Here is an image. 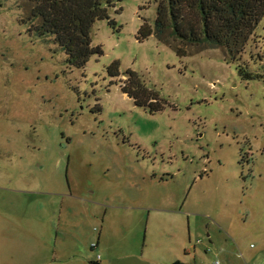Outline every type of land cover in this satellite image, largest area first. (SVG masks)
<instances>
[{
  "label": "rangeland",
  "instance_id": "rangeland-1",
  "mask_svg": "<svg viewBox=\"0 0 264 264\" xmlns=\"http://www.w3.org/2000/svg\"><path fill=\"white\" fill-rule=\"evenodd\" d=\"M162 1L114 0L110 18L92 26L101 51L80 64L54 35L31 29V2L0 0V264H23L13 257L39 240L31 226L47 231L33 221L40 203L97 181L111 197L136 180L152 194L190 189L199 237L209 241L206 224L220 228L264 264V19L232 57L205 36H141ZM128 69L163 107L122 91Z\"/></svg>",
  "mask_w": 264,
  "mask_h": 264
},
{
  "label": "crops",
  "instance_id": "crops-1",
  "mask_svg": "<svg viewBox=\"0 0 264 264\" xmlns=\"http://www.w3.org/2000/svg\"><path fill=\"white\" fill-rule=\"evenodd\" d=\"M169 179L156 181L170 185ZM75 187L76 193L53 196L40 203L43 213H34L33 221L37 226L45 225L47 231L40 233L31 226L29 236L39 240L30 250L26 248L27 254L21 253L19 246L13 257L17 263L214 264L218 259L221 264H254L258 257L255 246L246 247L252 251L245 254L242 245L233 243L220 228L206 224L209 241L199 237L204 232L202 218H195L192 206L187 205L188 188L186 193L152 194L142 192L139 180L132 181L134 191L121 181L110 197L103 194L101 181ZM0 216L6 218L2 212ZM14 237L11 244L20 245L19 238ZM94 242L96 247L92 246Z\"/></svg>",
  "mask_w": 264,
  "mask_h": 264
},
{
  "label": "trees",
  "instance_id": "trees-1",
  "mask_svg": "<svg viewBox=\"0 0 264 264\" xmlns=\"http://www.w3.org/2000/svg\"><path fill=\"white\" fill-rule=\"evenodd\" d=\"M28 1L32 7L26 20L35 24L31 29L54 35L70 54L78 57L80 64L101 51L92 45V26L97 20L110 18L109 8L115 6L114 0ZM263 19L264 0H164L158 6L155 26L146 22L140 34L148 37L155 33L164 42L165 34L181 36L187 42L205 36L210 45L223 46L235 57ZM109 71L113 76L120 75L119 61L111 64ZM127 72L129 77L121 78L119 83L137 105L157 109L164 106L158 92L148 88L137 71L128 69Z\"/></svg>",
  "mask_w": 264,
  "mask_h": 264
},
{
  "label": "built area",
  "instance_id": "built-area-1",
  "mask_svg": "<svg viewBox=\"0 0 264 264\" xmlns=\"http://www.w3.org/2000/svg\"><path fill=\"white\" fill-rule=\"evenodd\" d=\"M93 244L95 247L97 246V242H94ZM214 264H221V261L217 259L215 260Z\"/></svg>",
  "mask_w": 264,
  "mask_h": 264
}]
</instances>
